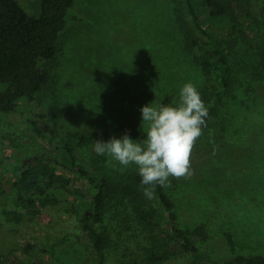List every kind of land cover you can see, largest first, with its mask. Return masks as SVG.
<instances>
[{"label":"rangeland","instance_id":"obj_1","mask_svg":"<svg viewBox=\"0 0 264 264\" xmlns=\"http://www.w3.org/2000/svg\"><path fill=\"white\" fill-rule=\"evenodd\" d=\"M19 2L29 15L41 14L42 0ZM251 9L249 17L240 18L245 37L226 25L221 28L225 45L235 41L230 53L234 70L225 89L220 68L207 76L196 54L185 49L178 17L191 18L183 0L77 1L61 34L51 88L33 103L22 101L15 111L0 112L3 264H149L151 251L161 253L172 244L169 226L152 231L128 200L116 198L109 200L104 221L95 225L109 238L105 259L100 260L74 209L91 205L94 185L68 166L57 143L35 136L29 119L45 114L57 123L61 137L74 132L92 136L89 146L76 151L78 163L93 171V159L103 176L126 181L138 172L136 165L124 168L110 156H98L94 142L125 134L143 140L148 123L142 122V107L159 106L167 97L177 105L188 82L206 95L217 114L196 141L189 174L169 177L167 188L180 227H202L207 241L196 245L211 257L228 255V231L238 253L264 255V0H252ZM247 22L254 32L247 30ZM41 152L49 153L59 173L73 181L49 192L55 200L42 197L33 206L19 205L15 181ZM195 259L188 253L161 264H192Z\"/></svg>","mask_w":264,"mask_h":264},{"label":"trees","instance_id":"obj_2","mask_svg":"<svg viewBox=\"0 0 264 264\" xmlns=\"http://www.w3.org/2000/svg\"><path fill=\"white\" fill-rule=\"evenodd\" d=\"M77 1L42 0L41 14L32 16L19 0H0V112L15 111L22 101L33 103L40 93L51 88L61 49V34L71 20ZM183 2L191 18L188 21L182 16L178 17L179 27L185 37L186 51L196 54V59L207 76H211L214 67L218 66L223 87L229 88L234 70L230 53L235 41H229L230 46L225 45L220 39L221 28L226 25L232 33L245 37L244 23L240 18L251 15L252 0ZM73 20L78 19L74 17ZM247 27L248 31L254 32L255 29L248 22ZM261 55L264 60V50ZM200 96L208 110L205 118L207 127L216 116L217 108L209 106L206 95ZM218 101H221V95ZM160 105L176 106L171 97L162 100ZM29 125L41 141L49 142L50 145L57 143V150L68 166L80 178L94 185L91 190V205L78 204L74 209L82 216L83 230L89 233L100 260L105 259L109 238L106 233L98 231L95 225L104 221L109 200L121 198L131 203L137 210L140 222L152 231L164 230L165 225L171 229L172 244L167 245L161 253L151 251L149 264H161L172 257L188 253L196 255L192 264H264V255L238 253L234 235L229 231L225 233L229 257L226 255L217 259L202 252L196 244L200 240L206 242L207 234L202 227L194 231L180 227L174 211L175 204L167 187L157 185L154 198L148 199L143 193L142 178L138 172L131 174L126 181H113L102 175L95 160L90 159L93 171L79 164L76 151L89 146L94 140L92 136L74 132L61 137L57 123L41 113L34 114L29 119ZM31 161L22 167L23 172L15 181L14 195L17 204L33 206L42 197H47L49 201L55 200V195H49V192L67 188L72 183L73 180L54 167L49 153H38ZM76 192L77 195L81 194L80 189H76ZM0 264L3 262L0 261Z\"/></svg>","mask_w":264,"mask_h":264},{"label":"clouds","instance_id":"obj_3","mask_svg":"<svg viewBox=\"0 0 264 264\" xmlns=\"http://www.w3.org/2000/svg\"><path fill=\"white\" fill-rule=\"evenodd\" d=\"M144 106L142 122L148 123L143 140L133 141L129 135L112 137L108 142L97 140L93 150L98 156H110L127 168L136 165L144 195L155 196L156 186H170L169 177L181 178L189 174L192 150L202 128L206 127L205 107L197 87L186 83L179 93L176 106Z\"/></svg>","mask_w":264,"mask_h":264}]
</instances>
